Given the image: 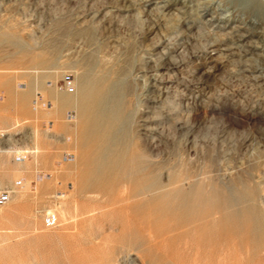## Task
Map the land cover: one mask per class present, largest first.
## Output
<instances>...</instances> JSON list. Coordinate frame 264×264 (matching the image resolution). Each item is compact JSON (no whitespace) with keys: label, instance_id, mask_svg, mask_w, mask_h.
Masks as SVG:
<instances>
[{"label":"rangeland","instance_id":"1","mask_svg":"<svg viewBox=\"0 0 264 264\" xmlns=\"http://www.w3.org/2000/svg\"><path fill=\"white\" fill-rule=\"evenodd\" d=\"M86 75L125 136L102 172ZM117 258L264 264V0H0V264Z\"/></svg>","mask_w":264,"mask_h":264},{"label":"bare ground","instance_id":"2","mask_svg":"<svg viewBox=\"0 0 264 264\" xmlns=\"http://www.w3.org/2000/svg\"><path fill=\"white\" fill-rule=\"evenodd\" d=\"M71 89L72 85L69 80L67 82V92L62 94L63 103L70 102L71 97L68 91H71ZM78 94L80 95L78 106L79 116L86 117L87 119L85 139H89L91 143V153L88 155L87 159L90 164L94 165L92 167L94 172H102L105 163H116L117 160L124 159L127 155L124 142L125 136L122 133L123 127L117 129L115 126L117 114L115 93L114 90L99 87L89 76L86 75L83 76L81 80ZM117 145L121 146L120 151H116ZM144 170L148 171V167L145 166ZM82 188H84L83 190H87L90 186L89 184H85ZM120 260V258L111 259L108 264H118ZM123 261L124 260H121L120 262Z\"/></svg>","mask_w":264,"mask_h":264},{"label":"built area","instance_id":"3","mask_svg":"<svg viewBox=\"0 0 264 264\" xmlns=\"http://www.w3.org/2000/svg\"><path fill=\"white\" fill-rule=\"evenodd\" d=\"M35 104H37V105H39L40 104V102L38 101V100H36L35 101ZM21 157L22 156H18V160H20L21 159ZM20 158V159H19ZM73 158V155H71V154H69V155H67V159H72ZM45 221H46V224L48 225V226H55L56 224H57V220H56V218L53 216V215H50V214H47L46 216H45Z\"/></svg>","mask_w":264,"mask_h":264}]
</instances>
